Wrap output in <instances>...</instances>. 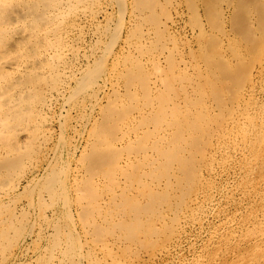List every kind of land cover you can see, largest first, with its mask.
<instances>
[{
    "label": "bare ground",
    "instance_id": "obj_1",
    "mask_svg": "<svg viewBox=\"0 0 264 264\" xmlns=\"http://www.w3.org/2000/svg\"><path fill=\"white\" fill-rule=\"evenodd\" d=\"M205 234L264 264V0H0V264Z\"/></svg>",
    "mask_w": 264,
    "mask_h": 264
},
{
    "label": "rangeland",
    "instance_id": "obj_2",
    "mask_svg": "<svg viewBox=\"0 0 264 264\" xmlns=\"http://www.w3.org/2000/svg\"><path fill=\"white\" fill-rule=\"evenodd\" d=\"M115 18L117 19V16H115ZM113 24H114V22H112V25ZM105 48L106 47H105L104 44L100 46V50L98 51V56L103 53V51L105 50ZM76 116H77V112H74L73 113V117H76ZM73 122H76V120H73ZM240 217H242V218L240 219L238 217L239 218L238 223L242 222V220L244 218H247L248 217L247 212L246 213H242L240 215ZM215 222H216L217 226L219 224H221L219 220H216ZM234 226L235 227L237 226V222L234 224ZM210 240H211V236H208L206 234L203 235L201 238H197V239L194 238L191 241V243L192 242L193 243H197L196 244V247H191L190 249L188 247L181 254L179 253L180 255L173 262L171 261L168 264H185V262H189L190 264H194V261L197 260V259H199V256L200 255L202 257H204V258L209 257L208 261L211 260L220 251V247L221 246H218L217 245L218 244V237L213 240V243L212 244H209V241ZM206 245H211L210 250L206 248ZM244 248H249V247L248 246H243L240 250H243V252H244ZM234 253H239V252L236 249H234ZM99 255L102 256V257H104V255L102 253H100V252H99ZM223 261L224 260H222V258H220V262L222 263ZM121 264H135V263L132 262L131 260H125V259H123ZM141 264H143V263H141Z\"/></svg>",
    "mask_w": 264,
    "mask_h": 264
}]
</instances>
